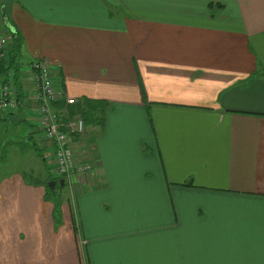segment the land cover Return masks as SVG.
Listing matches in <instances>:
<instances>
[{"label":"crops","instance_id":"obj_1","mask_svg":"<svg viewBox=\"0 0 264 264\" xmlns=\"http://www.w3.org/2000/svg\"><path fill=\"white\" fill-rule=\"evenodd\" d=\"M6 21L0 168L31 167L0 171V264H264V0H12ZM41 57L58 118L89 119L71 146L99 173L71 203L32 177L51 155L28 98Z\"/></svg>","mask_w":264,"mask_h":264},{"label":"built area","instance_id":"obj_2","mask_svg":"<svg viewBox=\"0 0 264 264\" xmlns=\"http://www.w3.org/2000/svg\"><path fill=\"white\" fill-rule=\"evenodd\" d=\"M8 41L5 28L0 26V59L6 55ZM25 68L28 69L27 78L33 86V92L28 98L35 103L31 108L30 117L51 146L49 158L51 175L53 180L62 179L72 193L74 187L82 188L88 179H95L99 173L96 165L85 160L88 149L75 151L71 146V136L84 135V120L75 117L62 122L58 118L53 105L63 100L65 95L57 91L53 84V70L47 58L35 59ZM66 102L72 104L74 100L67 99ZM18 104V91L10 71L3 77L0 88V118L14 113Z\"/></svg>","mask_w":264,"mask_h":264},{"label":"rangeland","instance_id":"obj_3","mask_svg":"<svg viewBox=\"0 0 264 264\" xmlns=\"http://www.w3.org/2000/svg\"><path fill=\"white\" fill-rule=\"evenodd\" d=\"M57 91H61V89H58L57 87H55ZM46 155H48L47 151H44L43 153V159L46 158ZM23 156V155H22ZM24 163L22 164H28L31 161H27V160H22ZM43 161L37 162L36 165V169L34 170L32 177H34L38 184H41L42 187H44V189L46 190V192L48 191V193H50L52 196V198L56 201H58V203H61L63 201H69V203L72 202V198H71V191L69 190L67 185H64L62 188H55L54 191H51L48 187V183L51 181V176L49 175L50 172V166L48 163H45ZM31 167V166H30ZM30 167H5L4 168H0V171H3L5 173H19L20 175L24 176L27 180H30L28 177V174L26 172L29 171ZM12 173V174H13ZM71 200V202H70ZM61 201V202H60ZM74 208V205H73ZM72 209V208H71ZM80 239V238H79Z\"/></svg>","mask_w":264,"mask_h":264},{"label":"trees","instance_id":"obj_4","mask_svg":"<svg viewBox=\"0 0 264 264\" xmlns=\"http://www.w3.org/2000/svg\"><path fill=\"white\" fill-rule=\"evenodd\" d=\"M4 28H5V31L8 35L9 41H8L7 48H6V55L2 59H0V75L4 76L8 72H10V71L12 72L14 84H15V87L17 88L18 96H20L19 95L18 78H19V57H20L19 50L21 49V45H20L21 40H20L17 32L7 31L6 28H8V21H6V25ZM52 81H53V78H52ZM86 118H87V116H86ZM86 118H82L84 120V123H86L87 120H89ZM98 119H99V117L95 116L91 120L93 122L101 123V120L100 119L98 120ZM51 179H53V178H51ZM56 187L60 188L58 186H56ZM47 193H48V191H47Z\"/></svg>","mask_w":264,"mask_h":264},{"label":"water","instance_id":"obj_5","mask_svg":"<svg viewBox=\"0 0 264 264\" xmlns=\"http://www.w3.org/2000/svg\"><path fill=\"white\" fill-rule=\"evenodd\" d=\"M12 0H4L2 6L0 7V14L1 17L6 20V10L8 8V6L11 4ZM56 186L62 188L64 186V182L62 179H58V180H51L48 183V187L51 191H54Z\"/></svg>","mask_w":264,"mask_h":264}]
</instances>
